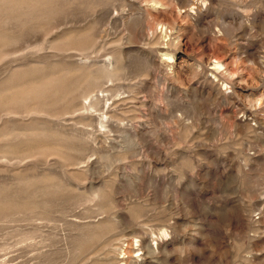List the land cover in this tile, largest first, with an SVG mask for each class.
<instances>
[{
  "label": "rangeland",
  "instance_id": "rangeland-1",
  "mask_svg": "<svg viewBox=\"0 0 264 264\" xmlns=\"http://www.w3.org/2000/svg\"><path fill=\"white\" fill-rule=\"evenodd\" d=\"M0 264H264V0H0Z\"/></svg>",
  "mask_w": 264,
  "mask_h": 264
}]
</instances>
